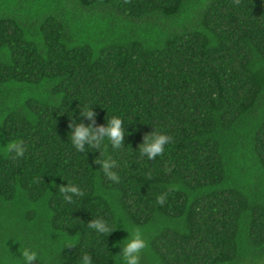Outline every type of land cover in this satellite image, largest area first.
Segmentation results:
<instances>
[{
    "label": "trees",
    "instance_id": "obj_1",
    "mask_svg": "<svg viewBox=\"0 0 264 264\" xmlns=\"http://www.w3.org/2000/svg\"><path fill=\"white\" fill-rule=\"evenodd\" d=\"M90 102L97 124L133 122L104 149L118 183L68 141L62 112ZM154 125L172 142L148 160ZM12 139L27 150L0 151V261L30 246L44 264H120L123 223L88 221L123 215L141 264H264V0H0V149ZM61 176L83 197L66 203Z\"/></svg>",
    "mask_w": 264,
    "mask_h": 264
},
{
    "label": "clouds",
    "instance_id": "obj_2",
    "mask_svg": "<svg viewBox=\"0 0 264 264\" xmlns=\"http://www.w3.org/2000/svg\"><path fill=\"white\" fill-rule=\"evenodd\" d=\"M97 104H86L79 106V116L82 119H77L74 114L75 110L69 109L67 112L69 121L68 141L78 153H87L88 151L99 150V155L94 157L95 163L100 165V171L112 182H120L121 176L116 170L117 160L108 155L104 150L107 145L113 149H120L126 145L125 137L129 134L127 125L133 122L126 121L121 115L112 114L106 116V123L97 124V113L94 111V106ZM107 109V108H106ZM108 112V109H107ZM87 121V122H85ZM172 137L166 132L160 130L154 125L152 131L147 132L143 136L142 142L138 145V151L141 156L147 157L148 160H155L157 157H162L166 152V146L170 145ZM27 147L22 140L12 139L6 143L0 151L5 154L14 153L16 157H23ZM62 179L67 180L61 176ZM53 186H59V192L62 194L63 200L72 204L77 197H83L84 192L79 184L67 180V183L57 184L55 180L49 182ZM167 198V193H161L157 196V203L164 204ZM118 221L123 223V227L127 230L128 235L116 244L120 247L118 259L120 264H141V253L147 247V241L144 238L143 229L140 226H127L126 218L120 215L114 226L110 225L102 217L92 218L88 221V227L94 230L97 234H107V236L117 228ZM15 241H19L18 239ZM20 242V241H19ZM69 246H74L72 240L67 242ZM22 255L19 259H15L11 264H32L33 261H39L44 264L39 251L30 246H20ZM0 264H9L8 261H0ZM79 264H93L92 257L88 253H84L79 261Z\"/></svg>",
    "mask_w": 264,
    "mask_h": 264
}]
</instances>
